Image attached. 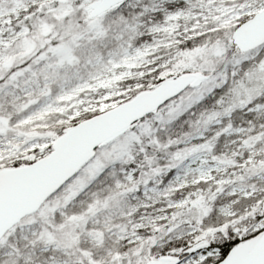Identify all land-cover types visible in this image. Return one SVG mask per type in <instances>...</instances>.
Returning a JSON list of instances; mask_svg holds the SVG:
<instances>
[{
    "label": "snow or ice",
    "instance_id": "obj_1",
    "mask_svg": "<svg viewBox=\"0 0 264 264\" xmlns=\"http://www.w3.org/2000/svg\"><path fill=\"white\" fill-rule=\"evenodd\" d=\"M0 264H264V0H0Z\"/></svg>",
    "mask_w": 264,
    "mask_h": 264
}]
</instances>
